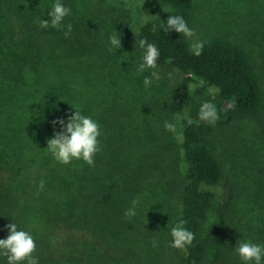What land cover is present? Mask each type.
Listing matches in <instances>:
<instances>
[{"label":"trees","instance_id":"16d2710c","mask_svg":"<svg viewBox=\"0 0 264 264\" xmlns=\"http://www.w3.org/2000/svg\"><path fill=\"white\" fill-rule=\"evenodd\" d=\"M83 1L64 0L65 36L40 26L53 0H0V238L12 220L32 232L40 264H143V245L168 218L183 219L192 243L174 249L166 230L157 242L176 254L163 248L160 264H242L239 239L264 243V0H130L123 24L140 56V39L156 44L158 69L182 88L200 80L216 92L235 152L217 145L212 124L183 118L185 100L158 115L135 99V65L109 50L112 18ZM139 3L175 8L190 28L211 12L216 30L165 32V18L141 22ZM74 107L101 126L92 165L60 164L45 149L53 120ZM133 198L136 215L126 217Z\"/></svg>","mask_w":264,"mask_h":264},{"label":"clouds","instance_id":"9594fccd","mask_svg":"<svg viewBox=\"0 0 264 264\" xmlns=\"http://www.w3.org/2000/svg\"><path fill=\"white\" fill-rule=\"evenodd\" d=\"M47 19H40V26H51L55 29L64 31L68 36L72 30V24H65V18L72 13L71 7L64 0H53L51 6L47 9ZM144 14H142L143 17ZM165 32H176L183 34L185 37H192L194 30L188 26L186 19L182 15H169L160 25ZM109 50L121 49V34L115 31L108 37ZM139 47L142 53L139 62L132 60L135 64L137 73H143L151 69L149 75L143 77V85L149 88L154 79L159 78L158 58L160 50L155 43L148 42L146 38L139 40ZM194 55L199 56L203 49V42L197 41L191 45ZM135 52V51H134ZM70 115L66 117H57L53 120L54 125L59 126V130L54 131L52 137L47 139V151L53 159L60 164H70L73 160H82L88 165L94 163L95 155L101 150L100 137L102 135L101 126L92 115L84 114L74 107ZM39 115V113H38ZM198 119L209 124H214L219 118L217 107L211 101H203L198 111ZM192 123L191 118L187 121ZM164 127L168 130H174L175 124L165 121ZM43 181L40 186L43 187ZM139 199L133 198L131 206L125 209L126 217L135 216L136 206ZM186 221L180 219L170 229V246L173 248L184 249L190 245L194 239V233L184 227ZM8 235L0 238V264H40L39 257L35 255L36 242L32 232L18 227L12 220L6 225ZM155 246V241L153 242ZM235 253L239 256L242 264H264V243H256L250 239H239L236 246L233 247Z\"/></svg>","mask_w":264,"mask_h":264},{"label":"rangeland","instance_id":"374dc122","mask_svg":"<svg viewBox=\"0 0 264 264\" xmlns=\"http://www.w3.org/2000/svg\"><path fill=\"white\" fill-rule=\"evenodd\" d=\"M129 1L118 2L111 0H84L83 2L88 5L100 7L102 9L100 13L102 16L108 15L112 18L113 24H109L110 27L107 30L108 35L113 34L115 31L121 34L122 47L118 51L115 49L111 50L112 54H118V52H123L125 54L126 52V56H128L131 61L135 57L136 62L138 63L140 55L137 54L134 48L128 44L129 41L126 39V35L123 31V24L130 19L129 17H131V9H133L131 8V1ZM139 5L143 6L142 9H138V12L141 13V22L148 20L158 21L161 18L167 19L169 15L179 14L177 9L162 4L151 3L144 5L143 3H139ZM206 12L207 11L198 12V15L193 21L192 25L194 33L199 35H209L214 33L216 30V26L213 24L214 22L209 20V17H212V13L209 12L208 15H206ZM142 14H144L143 17ZM133 32H135V30H133ZM258 58H261L260 55ZM156 70L159 72V78L154 79L152 85L149 88H145L142 81L143 77L145 75H149L152 70L147 69L143 73H137L135 70V85L133 87L134 90L132 91V96L135 99L145 103L146 108L149 106L151 110L158 115H162L163 107L169 100H185V110L184 113H182L183 118H191V120H199L197 114L201 103L203 101H211L216 105L219 116L216 122L212 124L217 135V145L224 148L225 150L230 149L235 152L236 147L233 141L234 133L228 127L229 124L223 123L224 119L222 117L216 92L200 80L194 83L189 90H186L181 87L178 80H175L173 77V71H170L167 68L163 70L157 68ZM120 98H123L122 95H120ZM231 152L228 153L231 154ZM215 189L218 195L224 194L223 187H217ZM172 226H174V222L168 218L159 231L162 236L160 237L159 234L157 236H152L153 238H150V240H148V242L143 245V264H160L157 260L160 257V254L163 253V248L166 249L168 244L162 246V243L157 241L164 238L166 235V230L170 231ZM153 241H155V246H153ZM170 249L171 247L168 246L166 251L168 254H172L171 257H174L176 253H173L174 251L171 252Z\"/></svg>","mask_w":264,"mask_h":264}]
</instances>
